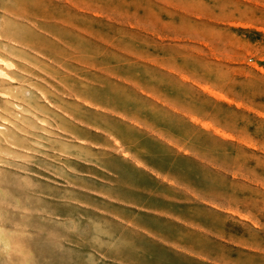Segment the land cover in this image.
I'll return each instance as SVG.
<instances>
[{
	"label": "rangeland",
	"instance_id": "rangeland-1",
	"mask_svg": "<svg viewBox=\"0 0 264 264\" xmlns=\"http://www.w3.org/2000/svg\"><path fill=\"white\" fill-rule=\"evenodd\" d=\"M0 264H264V0H0Z\"/></svg>",
	"mask_w": 264,
	"mask_h": 264
}]
</instances>
